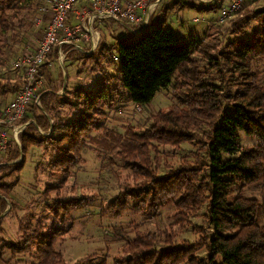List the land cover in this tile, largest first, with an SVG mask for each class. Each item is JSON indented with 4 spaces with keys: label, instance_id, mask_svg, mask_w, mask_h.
Wrapping results in <instances>:
<instances>
[{
    "label": "trees",
    "instance_id": "obj_1",
    "mask_svg": "<svg viewBox=\"0 0 264 264\" xmlns=\"http://www.w3.org/2000/svg\"><path fill=\"white\" fill-rule=\"evenodd\" d=\"M39 2L0 0V55L5 53V39L20 16L19 10H29ZM229 22L224 30L233 38L225 44L221 31L219 41L205 40V31L202 37L194 36L189 43L181 44L171 28L160 25L147 33L145 29L131 42L118 39L109 46L103 43L102 33L94 52L76 51L78 58L94 57L96 65H102V58L107 56L114 61L110 55L114 56L119 63L115 65L118 74H107L95 90L79 86L70 90L66 85L64 92L58 93L57 84L42 89L41 106L33 103L23 119L30 123L20 135L22 148L12 142L5 152L8 160L15 162L0 165V232L6 217L21 208L12 188L20 180L30 145L50 144L55 152V158L48 163L50 173L58 180H66L81 158L85 137L103 129L107 108L115 109L117 102L145 105L159 90L171 88L175 102L168 110L149 116V127L143 131L132 130L123 138L108 130L109 139H91L112 151L125 169L135 173L133 181L124 183L109 201L110 212L120 214L130 208L155 215L175 197L179 207V215L175 216L189 221V215L205 205L213 233L198 244L207 247L209 255L200 259L193 244L166 247L158 235L147 234L128 240L123 247L125 256L116 264H264V193L261 199L245 193L248 186L264 179V82L254 65L264 57V7L246 6ZM246 24L250 26L247 35L243 30ZM56 55L57 49L53 48L42 67L52 70ZM198 57L207 63L205 67ZM17 70L22 74L18 83L0 81L1 97L11 98L21 89L23 71ZM65 70L68 77L67 67ZM61 81L63 84V77ZM59 105L70 108L76 117L71 113L57 115ZM39 128L50 133L46 135ZM241 133L256 142L243 145ZM195 141L201 146L194 152V159L182 158L176 166L168 164V170L160 172V145L179 147L183 142ZM19 157L22 159L16 161ZM5 176H14L16 185L4 181ZM59 186L62 185L55 183L44 189L50 199L46 207L51 219L35 214L19 219L21 236L8 244L10 250L28 252L40 264L58 263L61 252L56 245L68 231L62 223L73 218L74 211L89 206L79 199H61ZM53 193L58 197L54 198ZM10 203L12 209L1 217ZM165 242L172 243V239ZM4 247L1 244L0 264ZM80 260L77 264H107L106 258L96 262Z\"/></svg>",
    "mask_w": 264,
    "mask_h": 264
},
{
    "label": "rangeland",
    "instance_id": "obj_2",
    "mask_svg": "<svg viewBox=\"0 0 264 264\" xmlns=\"http://www.w3.org/2000/svg\"><path fill=\"white\" fill-rule=\"evenodd\" d=\"M167 1L170 3L166 4ZM256 1L251 0L246 6L253 8L259 5L261 8L264 7V0H258L257 3ZM41 2L29 10H19V13L21 12L20 16L16 18V21H13V28L7 33L5 53L0 55V77L7 76L9 79L0 78L2 83L11 81L14 84V82L18 83L20 81L21 72L12 69L11 64L28 46L33 47L43 34L44 25L39 26L36 24ZM209 8L207 4L198 3L194 0H166L159 8L160 11L151 19L145 32H150L163 25L165 28H171L174 31L179 43L187 44L194 36L202 37L205 31V40L219 41L218 36L220 34L218 32L221 31V34H224L225 44L233 38V34L224 30L231 23L227 22L221 25L214 22L207 26L208 20H216L220 14L218 9L212 10ZM98 26L101 37L102 33L104 34L103 43L107 46L118 39L131 42L141 35L134 34L126 26L116 21L103 20ZM243 30L247 35L250 26L248 24L244 25ZM81 44L83 47L88 46L84 42H81ZM76 51L74 50L68 55L64 70L55 61L51 64L54 71L49 67H42V88L57 84L60 86L59 90H62L60 93L64 92L66 85L67 88H71L70 90L77 86L95 90L107 74L108 76L118 74L116 66H119V63L114 56L110 55L114 61L107 56L102 58V65H96L98 60L94 57L78 58ZM96 56H99L98 52ZM109 60H112L111 62L114 64L110 63ZM198 60L201 62L202 67L206 66L205 61L199 59V57ZM254 65L259 69L260 79L264 82V57L257 59ZM66 67L69 73L67 78H65ZM48 71L50 75L47 74ZM9 101L10 97L5 99L0 96V107L3 108ZM174 102L172 89L167 88L159 90L148 104L117 102L115 105H119L118 107L114 105L115 109L107 108V117L102 122L103 129L99 132L91 131L90 136L85 137L80 150L81 158L77 160L76 165L71 169L73 175L66 180H58L50 173L48 163L51 158H55V152L50 144L30 145L25 153L26 163L21 171L18 184L16 185L17 181H15L14 176L3 178L4 181L16 185L12 188V195L14 200L21 204V208L13 214L11 212V215L3 221V230L0 232V249L1 244H4L5 250L1 253L3 258L1 263L40 264L39 260L28 252L10 250L8 244L17 242L21 236L18 229L19 219L22 221L31 214L45 216L46 220L51 219L46 207L50 199L44 195V189L47 185L55 183L62 185L59 186L61 193L59 197L61 199L75 198L89 203L87 208L74 211L71 214L73 218H70L66 223H62L63 226L68 228V231L57 242L56 249L61 253L58 256L59 259H57L58 263L55 264H77L81 261L80 259L84 258L87 260L93 259L94 262L106 258L107 264H116V260L125 256L123 247L128 240L147 234L158 235L161 239L160 243L166 247L181 246L184 243L193 244L198 250L196 254L200 259L207 257L209 255L207 247H201L198 244L201 238L207 237V235L210 236L213 233V228L208 220L207 206L205 205L197 213L189 215V221L179 220V217L175 216L179 212L175 197L169 200L166 206L161 207L157 211V215L152 214L151 211L135 212L130 208L120 214L109 211V201L124 187V183L133 181L135 173L130 169H125L121 160L114 156L112 151H108L98 142L93 143L91 139L93 136L109 139L110 133L125 138L132 130L143 131L149 127V116L160 110H168ZM57 110V115H60V117L70 113L73 114L71 117H76V113L66 106L59 105ZM63 119L67 121L66 118L63 117ZM53 121L54 119H52ZM41 130L45 132L43 129ZM108 130H111L109 134ZM200 131L202 132V130ZM240 140L243 145L256 142L255 139L244 133H241ZM16 144L20 149L22 148L21 139L20 143ZM200 146L201 143L198 141L193 143L183 142L179 147L160 145L159 158L162 157L160 172L167 171L168 164L176 166L182 158L194 159L193 154L200 150ZM8 156V153H0V165L15 162L8 160ZM21 157L16 161H20ZM2 175L3 172H0L1 177ZM237 190L238 188L235 189V191ZM245 193L261 199L264 193V179L257 184L248 186ZM52 196L54 198L58 197L56 193H53ZM10 209H12L11 203L1 217H4ZM262 223L264 224V220H262ZM168 238L172 239V243L165 242ZM218 260L221 261V257Z\"/></svg>",
    "mask_w": 264,
    "mask_h": 264
},
{
    "label": "built area",
    "instance_id": "obj_3",
    "mask_svg": "<svg viewBox=\"0 0 264 264\" xmlns=\"http://www.w3.org/2000/svg\"><path fill=\"white\" fill-rule=\"evenodd\" d=\"M166 0H42L36 24L44 25L42 36L33 47L18 55L12 69L23 71L24 83L12 99L2 108L0 117V153L9 150L12 142L20 143V135L30 120L24 121L33 103L41 106L43 87L42 65L53 48L54 61L64 70L70 52L77 50L91 54L98 46L101 32L98 24L103 20L119 22L140 35ZM215 6L219 10L217 23L231 21L251 0H194ZM170 2L167 1L166 4ZM214 23L208 20L207 25ZM81 42L88 46L83 47ZM41 132V128H39ZM49 134L48 132H43Z\"/></svg>",
    "mask_w": 264,
    "mask_h": 264
},
{
    "label": "crops",
    "instance_id": "obj_4",
    "mask_svg": "<svg viewBox=\"0 0 264 264\" xmlns=\"http://www.w3.org/2000/svg\"><path fill=\"white\" fill-rule=\"evenodd\" d=\"M214 22H216L215 20H213ZM207 26H210V25H207ZM206 26V27H207ZM146 29V28H145ZM101 32V31H100ZM62 92V90H59L58 93ZM13 97V96H12ZM12 97L10 98V100L12 99ZM48 135V134H47Z\"/></svg>",
    "mask_w": 264,
    "mask_h": 264
},
{
    "label": "water",
    "instance_id": "obj_5",
    "mask_svg": "<svg viewBox=\"0 0 264 264\" xmlns=\"http://www.w3.org/2000/svg\"><path fill=\"white\" fill-rule=\"evenodd\" d=\"M65 78H67V75L65 74ZM3 214H1V216H2Z\"/></svg>",
    "mask_w": 264,
    "mask_h": 264
}]
</instances>
